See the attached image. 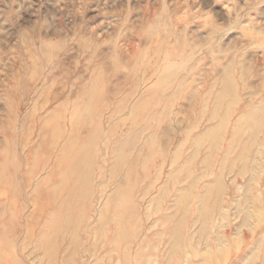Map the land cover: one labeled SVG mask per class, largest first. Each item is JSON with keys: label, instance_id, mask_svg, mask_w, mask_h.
I'll list each match as a JSON object with an SVG mask.
<instances>
[{"label": "rangeland", "instance_id": "rangeland-1", "mask_svg": "<svg viewBox=\"0 0 264 264\" xmlns=\"http://www.w3.org/2000/svg\"><path fill=\"white\" fill-rule=\"evenodd\" d=\"M262 114L264 0H0V264H242Z\"/></svg>", "mask_w": 264, "mask_h": 264}, {"label": "bare ground", "instance_id": "bare-ground-1", "mask_svg": "<svg viewBox=\"0 0 264 264\" xmlns=\"http://www.w3.org/2000/svg\"><path fill=\"white\" fill-rule=\"evenodd\" d=\"M247 115V114H246ZM263 115V114H262ZM264 116V115H263ZM248 118V117H247ZM248 121V120H247ZM264 121V120H263ZM243 124V123H242ZM264 125V122H263ZM240 127V126H239ZM256 130V128H255ZM253 132V131H252ZM63 133V132H62ZM55 136V135H54ZM52 138V137H51ZM250 139L252 140V142H250V147L253 146L254 143H257V134L250 136ZM66 141V140H65ZM259 141L262 143V146H264V136L259 137ZM252 143V144H251ZM70 144L68 146L65 147V150H69L70 148ZM52 147V146H51ZM72 151V150H71ZM70 151V152H71ZM264 151V149L262 150ZM69 152V153H70ZM120 152V151H119ZM123 152V151H122ZM77 155V156H76ZM76 157H73L71 164H69L65 169H64V174H68L69 176L73 175V171L74 169L78 168L79 164L82 162V155L81 152H79L76 154ZM125 156V155H124ZM129 160V159H128ZM53 163H55L53 161ZM71 165V166H70ZM52 173H49V176L47 177L48 180H51L52 178ZM58 187V186H57ZM63 211H66V209H64L63 206L58 207L55 209V212L52 214L53 216L51 218L46 219V224H47V228L48 226H50V231L54 232V224L55 222V218H60L58 217L59 215H62ZM36 215V214H35ZM52 220V221H51ZM173 231V230H172ZM174 232V231H173ZM253 248H256V251H253V254L250 257H247L246 259L244 258V263L242 262V264H264V231L260 233L258 239L253 243ZM252 248V249H253ZM246 249H249V246H247ZM251 249V250H252ZM194 262V261H193Z\"/></svg>", "mask_w": 264, "mask_h": 264}]
</instances>
